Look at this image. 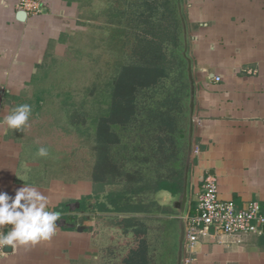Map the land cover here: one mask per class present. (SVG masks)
Masks as SVG:
<instances>
[{
	"label": "crops",
	"instance_id": "crops-1",
	"mask_svg": "<svg viewBox=\"0 0 264 264\" xmlns=\"http://www.w3.org/2000/svg\"><path fill=\"white\" fill-rule=\"evenodd\" d=\"M20 1L0 0V192L14 198L17 189L34 187L47 197L48 210L59 212L60 218L49 240L15 249L4 246L8 248L3 247L0 264H110L115 227L106 193L99 192L107 200L106 212L77 231L73 224L80 214L78 208L89 210L93 205L87 206L90 199L84 201V197L97 196L93 183L75 180L64 164L53 169V153L39 156V149L46 147L27 139L32 132L30 121L29 130L22 132L4 122L17 106L36 107L44 93L54 91L48 79L66 72L60 65L68 61L71 50L75 52L72 58H78L81 48L87 50L83 47L87 32L93 27L105 32L107 28L97 24L100 14L95 4L83 0H37L42 5L40 12L23 19L17 17L22 10ZM183 14L195 83L194 162L187 211L194 210L207 175L215 177L218 196L232 200L237 208L252 200L264 203V0H183ZM115 20L111 18L108 29L110 54L114 47L117 49L112 34L116 29L121 31ZM126 31L121 39L123 61L111 74L110 105L114 76L122 65L135 61L124 48ZM179 35L180 30L170 29L161 37L165 42L157 54L163 67L159 86L163 92L177 95V112L187 115L188 86ZM175 49L178 56L172 55ZM114 62H110L113 68ZM142 106L143 100L134 106L137 114ZM166 194L159 191L157 199ZM11 228L0 226V232ZM212 235L213 229L195 243L190 252L192 264H264V225L259 232L242 235L238 242L221 243ZM222 239L229 240L225 236Z\"/></svg>",
	"mask_w": 264,
	"mask_h": 264
},
{
	"label": "flooded vegetation",
	"instance_id": "flooded-vegetation-1",
	"mask_svg": "<svg viewBox=\"0 0 264 264\" xmlns=\"http://www.w3.org/2000/svg\"><path fill=\"white\" fill-rule=\"evenodd\" d=\"M147 1L151 4L150 7L143 5L135 7L138 13L145 11L142 19L127 18L128 11L133 10H130L133 5H129V0H106V8L98 11L100 14L98 21L107 29H110V18L117 19L115 21L118 23L120 15L115 14L114 9L125 11L121 18V31L116 29L112 34L114 41H117V49L114 47L113 54H110L111 48L107 45L110 33L107 34L105 30H101L102 33L99 35V39L102 40L101 51L104 54L108 53L109 58L108 63L106 61L103 63L107 64L106 67L100 68L102 71L107 68V73L113 74L119 67L118 63L123 61L121 55L123 41L121 39H123L125 30L128 34L124 48L134 54V46L139 41L137 32L140 29L147 30L142 32L141 38L147 36L146 38L149 39L152 34L148 31L152 26L156 33L153 39L159 45L161 52L165 42L161 39L163 33L166 31V34H169L170 29L178 33L181 29L178 5L181 2L183 13V0ZM108 5L112 7L110 12L107 10ZM138 13H133L132 17L138 16ZM103 15H105L104 19ZM145 18H148L149 22H144ZM173 48L172 46L171 49ZM172 55L178 56V50L175 49ZM111 61H115L114 68L111 67ZM88 87L79 85L78 88L82 90L67 89L69 98L66 103L61 102L65 95L62 91L66 90L63 87L62 89L57 87L52 92L44 93L45 99L39 101L36 107L30 105L32 112L28 125L30 121L32 129L30 136L33 139L43 138L42 143L45 144L48 154L53 153V161H50L53 169H58L61 164H64L75 180L86 179L94 186L93 176L97 164V153L93 147L94 145L97 147L99 121L108 115L111 86L106 87V90L101 89L100 92L95 91V97L87 101L91 118L88 126L84 127L85 119L88 118H81L77 113L80 112V107H82L81 110L86 108L87 104L83 99V94L86 90L89 91ZM141 90L143 91H136L134 101L136 105L143 100L139 114L135 107L134 114L125 124L108 122L110 138L106 155L109 163L114 166L111 172L114 175V182L108 188L121 199L116 200L117 204L113 201H111L112 204L110 203V219L112 227H115V245L110 264H136L139 260V264H177L178 260L184 264L186 233L182 251L179 221L171 209L172 201L180 191L179 184L183 185L186 173L190 175L194 162V151L188 143V114L177 112L179 111L177 108L179 99L173 91L163 92L159 84L152 89ZM56 92H60V95ZM81 93L83 97L80 96ZM50 97L54 98L52 103L48 101ZM30 136L28 138L31 140ZM75 152L78 153V157ZM75 157H77V163H74ZM164 183L177 186V191L171 193L166 186H162ZM159 191L167 193V199L163 196L157 199ZM92 197L87 196L83 199L84 201L90 199L86 203L87 206L88 203L93 202L89 210L78 208L84 216L90 215L89 222L101 215L100 212H106L105 207L107 206V200L103 195ZM120 204L124 209L116 208Z\"/></svg>",
	"mask_w": 264,
	"mask_h": 264
},
{
	"label": "trees",
	"instance_id": "trees-1",
	"mask_svg": "<svg viewBox=\"0 0 264 264\" xmlns=\"http://www.w3.org/2000/svg\"><path fill=\"white\" fill-rule=\"evenodd\" d=\"M91 0H85L84 3L88 4L91 3ZM129 5L131 6L130 10L131 12L128 11L127 18L128 19H142L144 14V10L140 11L138 13V9L135 7H140L141 5L150 7L151 4L148 3L147 0H129ZM107 10L110 12L112 10L111 6H107ZM115 10V14L120 15L118 19V23H121V18H123L122 14H125L124 10ZM138 13V16H134V14ZM127 13V12H126ZM93 19V18H92ZM126 19V17H125ZM144 22H149L147 21L148 18L143 19ZM142 20V21H143ZM110 19L108 20V22ZM150 29V28H149ZM143 31H147L146 29H140L139 32H137V35H139L138 43L137 45L134 46V56L135 61L132 62V65H122L121 69L118 71V73L114 76L113 84V99L111 102V105H109L108 109V115L104 116L101 118L98 124V129H97V147L94 145L93 149L96 150L97 153V164H96V169L94 170V186L95 189L93 188V191L96 195H99V192H105L106 197L108 198L109 201H113L114 204H117L116 200H121L115 193L114 191L109 189H105V185L110 186L113 184V177L114 175L111 174L112 168L114 166L109 163L108 156L106 155L108 151L107 143L109 142V131H108V122L112 121L115 123L119 124H125L129 118L134 114L135 109H134V101H135V93L138 90V88H145V89H152L154 86H158V84L161 82V73L163 72V67L162 65L158 64V51H159V46L157 42L155 41L154 36L156 35L155 30L152 28L148 31L152 35L147 39V36H144V38H141V34ZM136 35V36H137ZM141 39V40H140ZM143 39V40H142ZM148 41V42H147ZM107 45L110 46V40L107 41ZM154 50V51H153ZM160 53V58L162 57L161 52ZM133 56V57H134ZM59 65V64H57ZM56 65V66H57ZM168 66H171L170 63H167ZM77 67V66H76ZM101 68V67H100ZM98 68L97 70L93 71V78L92 79V86L88 87L91 91H101V89H105L108 86H111V74L107 73L108 69L106 68L104 71L102 69ZM84 68H82L81 71H83ZM128 70H134L130 74L129 72L126 73ZM72 70L69 68V71L66 70L64 74L54 76L51 79H48V84L49 86L55 87V88H61L62 87L65 89V86H68L72 82V78L78 79V75H71ZM74 73V71H73ZM164 73H165V67H164ZM160 74V76H158ZM71 79H70V78ZM69 78V79H68ZM81 80L86 79L84 76V73L81 74ZM174 80V79H173ZM176 80V79H175ZM178 81V79H177ZM95 82V83H94ZM52 84V85H51ZM111 88V87H110ZM147 91V90H146ZM63 98L61 99L62 103H66L67 99L69 98V91L68 90H63L62 91ZM57 95H60V92L56 93ZM68 94V95H67ZM54 98L50 97L48 98V101L52 103ZM39 103V102H38ZM40 107V106H39ZM167 184V183H166ZM165 183L162 186H166L168 190L172 193H175L178 189L177 186H173L172 184H167ZM162 188V187H159ZM164 188V189H167ZM163 189V188H162ZM118 207L116 208H122L124 209L123 205L120 204L117 205ZM140 260L136 262V264H139Z\"/></svg>",
	"mask_w": 264,
	"mask_h": 264
},
{
	"label": "built area",
	"instance_id": "built-area-1",
	"mask_svg": "<svg viewBox=\"0 0 264 264\" xmlns=\"http://www.w3.org/2000/svg\"><path fill=\"white\" fill-rule=\"evenodd\" d=\"M19 7L26 14L33 15L41 10L37 0H21ZM261 225H264V203L252 200L245 207L237 208L232 200L218 196L215 177L207 175L202 179L194 210L185 217L184 264H192L190 252L197 241L209 236L211 229L214 231L213 237H217L221 243H227L238 242L247 233L259 232ZM224 236L229 240L222 239ZM2 254L3 247H0V256Z\"/></svg>",
	"mask_w": 264,
	"mask_h": 264
},
{
	"label": "clouds",
	"instance_id": "clouds-1",
	"mask_svg": "<svg viewBox=\"0 0 264 264\" xmlns=\"http://www.w3.org/2000/svg\"><path fill=\"white\" fill-rule=\"evenodd\" d=\"M32 108L28 104L17 106L4 118L8 128L23 131L28 127ZM38 155L48 156L47 148L41 147ZM11 201V202H10ZM48 199L36 188L23 186L16 190L14 198L0 192V226L12 225L6 233L0 232V247L35 245L49 240L56 231L60 213L48 210Z\"/></svg>",
	"mask_w": 264,
	"mask_h": 264
},
{
	"label": "rangeland",
	"instance_id": "rangeland-1",
	"mask_svg": "<svg viewBox=\"0 0 264 264\" xmlns=\"http://www.w3.org/2000/svg\"><path fill=\"white\" fill-rule=\"evenodd\" d=\"M83 1H85V0H83ZM91 4H93V5L95 4L94 7H96L98 9L97 10V13H98L99 10L101 11V9H103L106 6V0H96L95 3L92 2V3H90V5ZM87 16L88 17L89 16L91 17V15H87ZM104 16L105 15L102 16L103 19H104ZM92 22L93 21L87 22V24L88 23H92ZM123 22H126V21H123ZM98 23L100 24V21L97 20V24ZM110 23H111V21H110ZM116 25L121 26L122 24L119 25V23H118ZM94 28L95 27H93L92 30H90L89 32H87V34H89L88 36L83 37L84 38L83 39V42H86L87 43L83 47L85 49H87V50H83V48H81L80 52L78 53L79 54V57L78 58H72V57H75V52H73L71 50V53L69 55L71 59L68 58V61H66L65 63L63 62V64L60 65V66L65 67L67 69V71H69V68H70L72 70L71 75L72 74L78 75L77 81H76L75 78L74 79L72 78V81H71L72 83L69 84L68 86H65V89L66 90L67 89L82 90L81 88H78L79 85L81 87H87V86L91 87L92 86L91 85L92 84V81L91 80L92 79L94 80L92 72L95 71V70H97L100 67L105 68L107 64L105 65L103 63H105V61H106V63H108V61H109L108 53L107 54H104V52L101 51V46H102L101 43H102V40L99 39V35L102 33V31L101 30L98 31L99 28H96V29H94ZM89 29H90V27H89ZM94 31H95V33H94ZM106 33L108 34V29L106 30ZM89 36H91L92 38H90ZM95 37H96V40H94ZM97 37H98V39H97ZM90 44H97V45L94 47V46H92ZM84 51H87L88 53L84 55ZM95 62H96V66H94ZM82 68H84L83 71H81ZM73 71H74V73H73ZM132 71L134 72V70H128V71H126V73L129 72L131 74ZM82 73H84V76L86 77V79L83 82H82L83 79L82 80L80 79ZM94 93L95 92L93 90L91 91L89 89V91L86 90L84 94L81 93V95H80L81 97H83V95H84V98L83 99L86 101V104H87L85 110L84 109L81 110L82 107H80L79 108L80 109V112H79L80 114L77 113L81 118H83V117H87L88 118L87 120L85 119V124L83 125L84 127L88 126V123L90 122V118H91V116L89 115V107H88L89 102H87V101L91 97H95ZM79 116H78V118H79ZM29 125H30V123H29ZM25 130L28 131L29 130V127H26L24 129V131ZM47 138L49 139V137H47ZM27 139H29V138H27ZM35 139L37 140L35 143L38 146L41 147L42 146L41 144L43 142V138H41V137H35ZM31 140H34V139L31 137ZM75 153H76V155L78 157V153L77 152H75ZM77 157L74 158V163H77ZM79 159H81V157H79ZM167 197L168 196H165L166 199H167ZM170 247H171V245H170ZM120 254L122 255L121 252H120ZM121 255H120V257H121Z\"/></svg>",
	"mask_w": 264,
	"mask_h": 264
},
{
	"label": "water",
	"instance_id": "water-1",
	"mask_svg": "<svg viewBox=\"0 0 264 264\" xmlns=\"http://www.w3.org/2000/svg\"><path fill=\"white\" fill-rule=\"evenodd\" d=\"M41 4V3H40ZM42 5H40V8ZM178 10L180 13L181 18V29L180 35L178 36L181 39L182 43V56L185 61V78L187 80L188 86V95H187V110H188V134H189V146L191 150L193 149V134H194V112H195V83L193 78V71H192V61L189 57L187 50H188V30L186 26V21L184 15L182 13V4L181 2L178 5ZM25 10H20L17 14L19 19H23L26 16ZM189 175L185 174V179L182 185V188L177 194L175 195V199L173 200L172 211L175 218L179 221V230H180V239H181V248L183 251V242L185 239V217L188 210V200H189ZM90 215L84 216L82 213L76 216L75 224L73 226L77 229V231H83L86 228V222ZM5 248L8 247H4ZM177 264H181V261L178 260Z\"/></svg>",
	"mask_w": 264,
	"mask_h": 264
}]
</instances>
